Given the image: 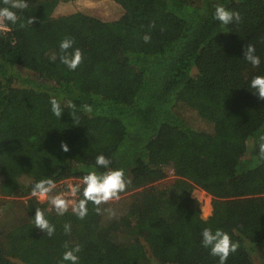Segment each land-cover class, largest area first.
Wrapping results in <instances>:
<instances>
[{
	"label": "trees",
	"instance_id": "obj_1",
	"mask_svg": "<svg viewBox=\"0 0 264 264\" xmlns=\"http://www.w3.org/2000/svg\"><path fill=\"white\" fill-rule=\"evenodd\" d=\"M59 1L27 0L0 30V264H70L62 257L76 245L79 264H151L148 251L160 264H219L202 246L205 228L239 244L226 264L264 257V100L250 87L264 76V0H115L123 11L113 20L54 16ZM216 5L241 20L222 25ZM65 37L84 56L74 71L60 62ZM250 43L259 67L244 60ZM101 154L131 181L101 213L90 202L83 220L71 207L60 216L31 196L42 179L74 177L73 200L82 198L83 176L107 171L95 163ZM167 169L176 181L158 184ZM194 186L211 196L207 218ZM36 208L53 236L35 227Z\"/></svg>",
	"mask_w": 264,
	"mask_h": 264
},
{
	"label": "clouds",
	"instance_id": "obj_2",
	"mask_svg": "<svg viewBox=\"0 0 264 264\" xmlns=\"http://www.w3.org/2000/svg\"><path fill=\"white\" fill-rule=\"evenodd\" d=\"M3 4L6 7H0V30H7L9 23L12 25L17 24L20 17L14 10H25L29 7L27 0H3ZM213 19L219 21L222 25H229L233 22H239L241 16L239 12H234L226 9L222 5H216L213 13ZM36 22V17L27 18V25H33ZM20 27H26V24L21 22ZM151 27H155L153 23ZM145 43H148L151 39L149 35L143 37ZM74 39L65 37L59 44L60 48V62L64 64L69 70H76L83 62L84 56L79 48H74ZM244 60L251 64L253 67H259L261 60L256 55L255 46L250 43L246 45L243 50ZM56 59L55 56L52 57ZM250 87L255 90L254 94L258 93V98L264 100V76H255L250 81ZM52 113L60 118L63 110L60 102L53 98L50 101ZM75 109V104L69 105ZM84 111L91 112L92 108L89 105L83 106ZM73 119L75 118V111L72 113ZM61 148L64 152L69 151V147L66 143L61 144ZM259 156L264 159V135L259 137ZM96 165L98 167L107 169L105 172H97L96 170L90 171L82 179V198L78 200L70 201L69 196L76 197L81 192V184L69 185V191L67 193H58L51 195L57 187L55 181L51 178L42 179L31 186V196L36 197L41 201L47 200L54 208L57 215L63 216L67 213L71 207V211L79 219L83 220L88 215V204L91 202L95 205V211L101 213V205L108 204L111 201H119L121 199V193L125 192L130 179L125 176L124 169H110L109 165L111 160L104 155H98L96 157ZM110 216L115 215V211L111 208L104 209ZM35 227L45 232L47 236L51 237L55 233V226L49 222L45 216L44 210L36 208L34 217ZM65 233L71 232V226L69 224L64 225ZM202 246L210 250V254L219 258V264H226V261L230 254L235 253L239 244L233 242L230 235L217 229L213 232L211 228H205L202 231ZM65 248L68 249V245L65 244ZM81 252L80 245H76L73 248L66 250L63 254V261L70 262V264H79L78 253Z\"/></svg>",
	"mask_w": 264,
	"mask_h": 264
},
{
	"label": "rangeland",
	"instance_id": "obj_3",
	"mask_svg": "<svg viewBox=\"0 0 264 264\" xmlns=\"http://www.w3.org/2000/svg\"><path fill=\"white\" fill-rule=\"evenodd\" d=\"M75 11H81L83 13L95 16L102 20H113L121 15L123 9L115 0H68V1L60 0L53 14L54 16H58V15L69 14ZM194 72L195 69H193L192 73ZM176 178L177 177L172 174L171 169H167L166 176L157 183L169 185L174 183L176 181ZM79 183L80 180L78 178H74V177L67 178L57 184L56 189L51 195H55L58 193H67L69 191V185H76ZM191 195L192 197L198 200L199 208L201 211V217L207 218L211 214V209L208 211V208L211 207V196L196 186H194ZM3 198L4 197L0 195V205L1 203H3ZM14 199L20 201L23 198H14ZM68 199L72 201V197L69 196ZM39 201L41 203L48 202L47 200L45 201L39 200ZM48 204L50 206L49 202ZM20 213H21V208H20ZM10 214L12 215V213ZM1 215L2 212L0 207V216ZM148 255L151 264H160L158 260L151 254L150 251H148ZM255 256L256 257L254 258L253 264H264V257L261 255V253L257 251Z\"/></svg>",
	"mask_w": 264,
	"mask_h": 264
},
{
	"label": "built area",
	"instance_id": "obj_4",
	"mask_svg": "<svg viewBox=\"0 0 264 264\" xmlns=\"http://www.w3.org/2000/svg\"><path fill=\"white\" fill-rule=\"evenodd\" d=\"M70 197H72V196H70ZM77 197V196H76ZM76 197H72V200L74 199V198H76Z\"/></svg>",
	"mask_w": 264,
	"mask_h": 264
}]
</instances>
